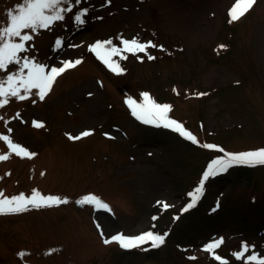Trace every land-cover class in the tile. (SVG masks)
<instances>
[{
    "label": "rangeland",
    "instance_id": "obj_1",
    "mask_svg": "<svg viewBox=\"0 0 264 264\" xmlns=\"http://www.w3.org/2000/svg\"><path fill=\"white\" fill-rule=\"evenodd\" d=\"M21 2L0 0V25ZM235 2L64 0L73 11L63 21L29 32L22 55L47 66L82 63L57 77L44 100L13 98L0 108V136L36 154L17 156L0 139V155L9 157L0 160V192L27 197L35 189L69 202L0 214V264H219L216 255L243 264L232 255L242 243L264 258V165L209 178L196 205L182 211L208 164L223 155L218 148L264 147V0L229 22ZM84 8V22L74 21ZM121 37L157 45L147 50L155 59L123 53L127 59L113 57L123 71L113 72L90 47L110 39L120 48ZM143 93L170 105L172 119L198 143L137 120L127 101L143 103ZM83 131L92 134L69 138ZM88 195L111 211L79 206ZM148 230L167 233L164 244L129 250L103 242ZM220 239L213 252L205 250Z\"/></svg>",
    "mask_w": 264,
    "mask_h": 264
},
{
    "label": "snow or ice",
    "instance_id": "obj_2",
    "mask_svg": "<svg viewBox=\"0 0 264 264\" xmlns=\"http://www.w3.org/2000/svg\"><path fill=\"white\" fill-rule=\"evenodd\" d=\"M79 2L80 0H69V3ZM254 3L255 0H236L229 11V22L237 21L243 17L252 8ZM72 11L73 9L71 7L64 4V0H22L14 9L9 10L8 20L0 25V108L9 104V101L13 98L24 101L31 95H38L40 100H44L57 77L65 73L66 70L75 68L82 63L81 59H76L74 62L63 61L61 67L47 66L35 61L32 57L22 55L29 51L26 44L33 39V35L29 34V32L36 33L40 29L48 30L55 22L63 21L65 15ZM87 12V8L76 12L73 17L74 21L83 23V18ZM121 44L122 47L118 48L110 39L97 41L90 47V50L109 69L113 72L120 73L123 69L120 67L119 61L114 60L113 57H119L123 60L127 59V56L123 55V53L133 55L144 53L147 55L149 48L157 47V45L150 41L145 43L139 42L135 37L132 39L121 37ZM61 46L58 38L57 50ZM138 58L142 59L141 57ZM147 58L149 60L155 59L151 55H147ZM33 90L36 91L34 92ZM142 95L143 103L138 104L131 99L127 101L132 115L137 120L142 121L146 125L162 126L166 129H172L192 143H198L197 137L190 131H187L182 123L169 117V112L171 111L170 105L156 103L148 93H143ZM200 95L206 94L201 93ZM2 118L0 117V119ZM34 126L41 128L43 124L34 123ZM10 131L11 129H9ZM91 134L90 131H83L80 135L70 136L69 138L79 140ZM0 139L7 141L8 147L17 156L31 158L36 155L35 153L27 151L21 145L13 143L6 135L0 136ZM202 146L207 149H217V146L213 144L206 143ZM217 150L223 153V155L213 159L208 164L200 184L193 192L188 194L191 202L182 211H187L196 205L197 201L204 194L205 181L209 178L216 177L233 166L264 165V147L238 153L226 152L223 148H218ZM8 158V156L0 155V160H7ZM68 202L66 197L61 198L58 195L51 194L43 195L35 189L27 197L24 193H20L18 195H12L9 198L0 192V214H17L28 211L30 208L59 206L61 204H67ZM77 203L97 206V210L111 211L110 205L95 195L85 196L77 201ZM163 207L167 209L169 205L165 203ZM152 219L156 220L157 217L153 216ZM154 227L155 225H153ZM101 235L103 236L102 231ZM166 237L167 233L160 235L155 234L152 230H148L139 235H113L110 239H104L103 242L105 244L113 241L119 242L120 247L123 249L137 248L150 242L152 248H158L164 244ZM222 243V239L215 243H209L206 245L205 250L211 253ZM253 247H250L247 243H242L241 250L239 252H233L232 255L237 260H242L243 264H264V258H261L259 254L255 253L252 250ZM250 252L252 254H248ZM215 259L219 264H228L227 260H222L218 255L215 256Z\"/></svg>",
    "mask_w": 264,
    "mask_h": 264
},
{
    "label": "bare ground",
    "instance_id": "obj_3",
    "mask_svg": "<svg viewBox=\"0 0 264 264\" xmlns=\"http://www.w3.org/2000/svg\"><path fill=\"white\" fill-rule=\"evenodd\" d=\"M141 151H142V152H143V151H144V152H146V151H147V152L149 153V151H148L147 149H145V150L141 149ZM147 152H146V153H147ZM141 154H142V153H141Z\"/></svg>",
    "mask_w": 264,
    "mask_h": 264
}]
</instances>
